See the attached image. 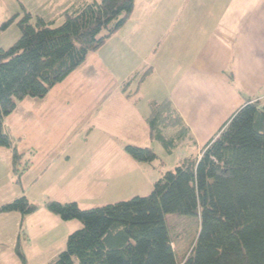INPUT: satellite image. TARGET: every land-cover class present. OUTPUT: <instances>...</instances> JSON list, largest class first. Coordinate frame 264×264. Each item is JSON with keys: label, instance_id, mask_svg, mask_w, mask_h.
<instances>
[{"label": "trees", "instance_id": "1", "mask_svg": "<svg viewBox=\"0 0 264 264\" xmlns=\"http://www.w3.org/2000/svg\"><path fill=\"white\" fill-rule=\"evenodd\" d=\"M0 23V34L16 23L20 37L7 49L0 47V148L12 155L20 174L21 153L6 130L5 118L20 101L42 99L98 50L132 15L135 0L82 2L55 25L21 5ZM136 72L122 91L147 71ZM141 76V77H140ZM232 77V76H231ZM146 119L148 137L168 153L183 142L194 143L189 128L170 99L151 101ZM247 100L223 124L196 156L165 171L146 196H133L90 209L76 202L50 200L46 209L61 220H77L81 227L69 234L66 247L50 264H264V105ZM134 161L151 163L150 147L128 144ZM18 178V180H19ZM38 207L21 196L0 207V213L22 217ZM168 215L199 219V233L189 253L179 262L172 246ZM16 253L27 264L20 243Z\"/></svg>", "mask_w": 264, "mask_h": 264}, {"label": "rangeland", "instance_id": "2", "mask_svg": "<svg viewBox=\"0 0 264 264\" xmlns=\"http://www.w3.org/2000/svg\"><path fill=\"white\" fill-rule=\"evenodd\" d=\"M91 1L0 0V23L16 13L21 15L22 5L32 14V22L43 16L58 25L64 20V11L71 12L82 2ZM207 4L210 2L203 0L197 6ZM189 8L183 0H135L136 11L118 33L89 53L80 69L53 87L44 101L24 99L5 118V128L14 143L30 145L34 150L22 157V164L30 169L26 168L20 178L22 165L15 171L8 160L0 157V207L24 195L38 210L25 217L17 212L0 213V264H21L15 250L17 242L27 264H50L65 249L69 234L81 223L64 221L50 213L45 207L47 201H74L81 209H90L136 195L146 196L163 172L173 171L184 158L198 155L199 146L189 142L178 144L168 153L160 142L149 139L143 118L135 123L122 110L126 104L137 114L147 116L149 101L165 99L173 84L172 75L180 76L184 71L186 60H180L186 55L180 42L175 41L178 36L173 27L177 17L169 12L193 9ZM150 11L161 13L151 15ZM193 28L189 26V32L179 36L197 44L200 38ZM141 36L147 41L151 36V46L138 48ZM19 37L20 31L13 23L0 34V47H11ZM127 41L133 45H124ZM150 66L157 71L150 77L144 75L139 89L136 75L122 91L123 82L136 73L133 71L143 73ZM128 95L131 99L124 104ZM128 144L150 147L157 159L151 163L134 161L125 153ZM166 218L173 249L181 262L195 243L199 219L178 215Z\"/></svg>", "mask_w": 264, "mask_h": 264}, {"label": "crops", "instance_id": "3", "mask_svg": "<svg viewBox=\"0 0 264 264\" xmlns=\"http://www.w3.org/2000/svg\"><path fill=\"white\" fill-rule=\"evenodd\" d=\"M199 1L203 2L183 0L184 5L193 8L191 11L184 9L169 12L177 17L173 25L177 33L175 36H178L175 41L180 42L181 50L186 55V59L180 62L186 61L181 75H172L173 84L165 98L170 99L201 151L247 100L264 105V0H224L222 3L219 0H208L210 4L203 7L197 6ZM213 1L220 3L212 5ZM213 6L217 7L213 9ZM152 13L156 15L161 12L150 11ZM193 25L194 33L199 34L200 38L197 44H193L188 37L179 36L183 31L189 32V26ZM141 37L137 43L138 48L151 46V36L150 41ZM130 42L123 43L133 45ZM149 68L146 74L148 77L157 71L154 66ZM133 72H137V69ZM80 78L83 79L82 76ZM128 97L121 101L127 103L131 99ZM44 98L41 100L44 101ZM122 110L125 115L132 116L135 123L141 117L147 125L146 119L150 112L147 116L139 115L126 104ZM14 144L23 154L34 150L30 145ZM0 157L12 165L9 149L0 148ZM27 169H30L28 165Z\"/></svg>", "mask_w": 264, "mask_h": 264}]
</instances>
